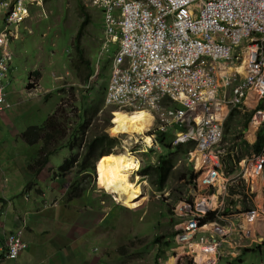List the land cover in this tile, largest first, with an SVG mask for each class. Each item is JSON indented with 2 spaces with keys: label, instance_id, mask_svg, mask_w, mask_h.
I'll list each match as a JSON object with an SVG mask.
<instances>
[{
  "label": "built area",
  "instance_id": "obj_1",
  "mask_svg": "<svg viewBox=\"0 0 264 264\" xmlns=\"http://www.w3.org/2000/svg\"><path fill=\"white\" fill-rule=\"evenodd\" d=\"M83 1L101 20L98 58L118 45L106 102L152 110L164 123L160 128L183 123L185 136L199 141L201 191L176 211L181 227L175 242L183 256L191 264H216L224 253L235 256L262 243L264 197L256 180L264 152L236 160L238 146L218 142L223 108L264 94V0ZM35 6L42 0H0V75L10 59L8 38L18 35ZM165 95L183 106L163 105ZM263 120L264 110H257L250 123ZM7 246L13 258L25 244L13 235Z\"/></svg>",
  "mask_w": 264,
  "mask_h": 264
},
{
  "label": "rangeland",
  "instance_id": "obj_2",
  "mask_svg": "<svg viewBox=\"0 0 264 264\" xmlns=\"http://www.w3.org/2000/svg\"><path fill=\"white\" fill-rule=\"evenodd\" d=\"M34 21L36 22L33 23ZM30 23H32L30 26L32 34H26L22 42L13 41L12 43V46H18H16L13 52L14 56L11 58L13 74L9 78L13 82L8 90L12 100L17 96V92H22L20 95L22 98L21 102L28 100L31 96L34 100L42 99L33 113H25L17 119L16 122L21 127V131L18 135L19 141L16 140L13 146V141L10 137L11 131L8 134H4V138L1 132L0 143L3 142V138L6 151H9V153L14 151L15 153L21 146L22 150L26 152L23 158L31 160L28 163L30 165L34 162H40V159L44 158L48 150L55 149L57 151L64 143L75 145L78 147V152H80L85 140L88 139L86 137L99 136L104 132L110 137H115L118 141L117 147L114 148L112 154L124 149H130V151L138 155L139 159L141 157L140 163H142L143 158L146 162L151 163V157L153 158L157 154L159 146L147 155L148 151H143L145 145L141 136L135 138L137 135H133L131 136L132 138H129L130 136L120 129L112 130L116 126L113 118L118 114L116 112L118 110L109 106V104L106 105L104 101V91L111 80V55L101 56L98 60L103 35L101 20L97 17V13L94 12L93 8L83 0H43L42 7L35 6L32 9L30 17L23 24V28L29 27ZM22 31L19 38H22L23 33H27L25 29ZM31 35L36 38L39 37L41 40L38 43L32 41L33 36ZM75 41H78V45L82 49V57H79L76 52ZM36 43L37 46L35 45ZM29 60L31 65L20 72L19 64H24ZM90 67L93 70L89 75ZM22 68L20 67L21 70ZM35 70L38 71V75L33 73ZM26 92L30 95L26 94ZM55 105L64 109L63 115H60L63 126L61 128L58 127L60 130L48 138L46 135L50 134L53 128L51 125H47L51 123H46V119L55 110ZM251 109L246 108L241 110V112L248 113V110ZM244 116H247V114ZM241 119L243 120L242 116ZM80 124H82L81 128H79ZM29 126L39 127L40 132H32L31 127L28 128ZM238 128L239 126H237ZM41 132L45 134L43 137H41ZM74 133L76 134L75 136ZM38 138L41 149H43L41 154H38L40 148L36 146ZM242 150V152L237 154L238 157L252 152L251 148L244 147ZM62 151L65 153L67 150L63 149ZM112 154L100 158L98 160L99 163L98 161L96 163L97 182L99 186H103L102 188H104L107 195L94 183L93 170L83 175L87 184L86 188L93 193V196L104 202L100 205L102 209L106 210L108 208L107 213H109V216L105 225L111 226L112 218L115 219L118 215L119 220L123 221L124 225L119 223L114 226L116 228V236L125 234L126 231L130 230L128 226L131 223L130 221H135L134 225L139 221L138 231L148 234L147 236L142 235L139 239L134 238L135 242L130 245L123 241L125 239H117L119 255L115 262L117 263L121 257L124 259L126 255L134 260V264H154V251L151 249L153 247L150 244L151 240L158 234L167 236L173 233L174 224L176 223L174 219H171V213L177 200H173L174 198L171 197V194L173 190L176 192L178 185L182 183V179H176L179 170L174 167L175 178L163 190L155 188L141 175L138 174L136 177L133 175L129 180L138 181L137 184H140L141 195L139 194L126 202L128 203V206H126L123 205L124 203L121 204L111 190L103 169L106 159ZM75 158L76 155L73 159ZM8 163L13 169L20 172L23 181L28 182L30 178L29 168L26 169L25 165L19 162L8 161ZM40 165L37 163L32 168V171ZM99 171H101V177ZM41 173L44 174V171L41 170ZM116 211L118 213L113 216L112 213ZM76 227L77 231H81L79 226ZM73 234L76 235L75 232ZM127 234L129 238L132 237L130 233L127 232ZM146 242H148V247L150 248L148 260L142 255L144 254L143 250L138 251L139 247ZM166 255H172V252L167 251ZM137 257L139 260L135 263ZM172 261L173 258L167 260L168 263ZM226 261V259H221L219 264H226ZM229 264H264V247L261 250L242 251L239 259L231 261Z\"/></svg>",
  "mask_w": 264,
  "mask_h": 264
},
{
  "label": "crops",
  "instance_id": "obj_3",
  "mask_svg": "<svg viewBox=\"0 0 264 264\" xmlns=\"http://www.w3.org/2000/svg\"><path fill=\"white\" fill-rule=\"evenodd\" d=\"M30 65L29 63L28 67ZM27 92L26 94H29ZM16 94L12 108L0 113V137L1 132L4 138V134L11 131L12 146L16 140L19 141L18 135L21 131L17 119L25 113H33L42 99L34 100L31 96L21 102L22 92ZM241 110L232 109L226 114L232 127L235 116L237 126L243 128ZM3 138V142L0 143V245L3 244L8 232L17 228L19 221L24 218L23 238L28 243V247L14 261L4 260L0 249V264H134V260L126 255L124 259L121 257L117 263L115 262L119 255L117 239L122 238L125 239L123 241L128 242L136 237L141 238L142 235L147 236V233L138 231L139 221L134 225L135 221L129 220L130 230L116 236L115 231H110L116 229L113 225H102L106 223L105 215H109L108 208L102 209L98 202H87L85 207V198H76L67 202L64 195L67 188L66 175L57 172V167L65 156L73 153L71 150L66 149L65 153L62 151L51 155L49 161L35 172L37 168L32 171L35 165H28L31 160L23 158L26 152L22 147L20 146L15 153L14 151L9 153L6 151ZM36 143V146L40 145L39 140ZM8 161L23 163L26 169H30L28 182L23 181L20 172L13 169ZM118 223L124 225L122 220ZM76 226H79L81 231H77ZM127 232L132 235L131 238L128 237ZM142 255L148 260V251ZM238 259L239 257L226 259L225 263L229 264ZM138 260L137 257L135 263Z\"/></svg>",
  "mask_w": 264,
  "mask_h": 264
},
{
  "label": "clouds",
  "instance_id": "obj_4",
  "mask_svg": "<svg viewBox=\"0 0 264 264\" xmlns=\"http://www.w3.org/2000/svg\"><path fill=\"white\" fill-rule=\"evenodd\" d=\"M42 6H43V0H42ZM93 10H94V12H96L94 8H93ZM88 20H89V16H88ZM24 29L27 31V33L26 32L23 33L22 38H19V35L23 32L22 30H24ZM26 34L30 35L32 33L28 32V30L26 28H21V30L19 29L18 35L16 37L15 36L13 37V35H10V37L8 38V41L6 43V51L10 55V59L7 61V64H8L7 65V71L4 73V75H0V86H2V92H3V103H2V106L0 108V113L7 112L8 110L11 109V107L14 104L13 100L10 98L8 89L10 88V85H12V82H13L12 79L9 78V76L11 74H13V62L11 61V58L14 56L13 52L15 51L16 46H18V45L12 46V43H13V41L22 42L24 40L23 37ZM31 36H33L32 40H34L36 42L41 40V39H39V37L36 38L34 35H31ZM101 43H102V41H101ZM117 49H118V45L113 44V46L110 45L109 51L104 53V55H107V54L111 55V61H110L111 62L110 63V72L111 73H112V59H113V56L116 53ZM99 59H100V57L98 58V60ZM29 63H30V60L24 64H19V71L25 70V68L28 67ZM20 67H23L22 70L20 69ZM35 72H37L36 73L37 75L39 74L37 70L33 71V73H35ZM107 86L108 85H106V88L104 91V101H105L106 105L109 104V106L114 107L116 110H120V111H124V112H133V111H137V110H144L145 112H147L151 116V124L147 128V130H145V132L142 135H137L135 137V138H137L138 136H141V138L144 140V136L146 135L150 138V140H151L150 143H147L145 140H144L145 142L143 141V143L145 145V149L143 150L144 152L153 151V149H155V148H157V146H159V144L156 140V133L157 132H166L170 129H173V134L170 137L171 145L184 144V143H188V142H191L193 144V146L190 149H188L183 154V156H180L177 158L176 162L172 166L171 174H170V177L167 181V184H168L170 181H172L175 178V168L174 167H176L179 170V173L176 176V179L177 180L182 179V183H180L178 185L179 187L175 190L176 192H174V190H173V193L171 194V197H173V198L177 196L175 199H173V200H177V202L174 205V208H173L172 213H171V219L172 220L174 219L176 222L174 224L173 233L169 234V235H172V237H171L172 246L169 247L167 250L169 252H172V255H166V252H167L166 251L165 257L164 258H158L157 261H155V263H154V264H158V263L165 264V263H168L167 262L168 259L173 258V261L171 263H168V264H184L185 262H186V264H191L190 261L183 256L182 251L177 247L176 242H175V236L178 232H180V227H181L180 218L177 216L176 211H177V204H179V202L189 201L190 199L192 200L194 197V195H192V194L193 193L197 194V193H199V191H201V185H200L201 166H199V164L196 161L200 155L199 146H198L199 141L196 140L195 138L185 136V134L187 133V126H185L183 123L173 122L172 124H168V125L164 126L163 129L160 128L162 126V124H164V123L157 117L156 113L152 110L150 111V110H147L144 108H130L128 106H123V105H119L117 103H112V102L107 103L106 99H105ZM179 100H180V98L179 99H172L169 95H165L162 97L161 103L167 107L180 108L183 106V104ZM251 100H254V102L251 103ZM256 100L257 99H255V97L252 94H249V97L246 100L247 101L246 104L241 105V106H236V107L223 108L222 119H221V137H220L218 144L224 145L226 143H229V147H231V148L238 146L239 152H242L243 151L242 149L244 147L251 148L252 149L251 153L259 152L261 150L264 152V142L262 143V145H261L262 147L259 150L254 149V142L258 138V133L264 132V120L257 127L252 126V124L250 123L252 115L257 110H264V94L262 95V97L257 102H256ZM260 103H263V106L260 107L259 106ZM57 107L58 106L56 105L55 109ZM246 108L251 109V110H248L249 111L248 113L251 112V115H250V118L247 122V126L246 127L243 126V128L237 129L236 127L238 124L235 122L234 127H232L231 121L229 119H227L226 114L232 109H242L243 110ZM62 110L64 111V109H62ZM243 114H245V112ZM192 123H193V121H192ZM30 127L33 128L34 126H29L28 128H30ZM43 136L44 135L41 134V137H43ZM195 137L197 138V136H195ZM39 138H38V140H39ZM249 139H252V140L250 141ZM117 144H118V141L112 147L111 151L107 154L113 153L114 148L117 147ZM38 147L40 148V150H38V154H41V152H42L41 145H39ZM226 148H227V146H226ZM63 149L71 150V152H73L71 155L65 156L63 158L61 164L57 167V172L66 175L65 177H66L67 188L65 190L64 195L67 198V202L72 200V199H76V198H85L86 199V203L84 204L85 207H87V204H88L87 202H98L100 205L102 203H104L103 201H100V199L97 198L96 196H93V193L89 192L90 190H87V188H86L87 184L85 183V178L83 176L85 173H90V171L93 170L92 174L94 175V183L97 185V187H99L105 193L104 189L101 186H99L97 179H96V163L102 155L99 156L97 159H95L93 162L92 168L89 171H86V170L81 168V162H82L81 152H82L83 147L81 148V151L78 152V147H76L75 145H70V146L66 145L65 147L59 148L57 151L53 150V152H51L47 156L46 161L34 162L33 165H35V166L37 163L41 164L39 167H37V171H38V168L40 169L42 167V165L46 164L49 161V157L51 155L58 153V152H62ZM123 151L126 152L127 154L131 155L134 158V160H136L138 163L137 168L134 169L129 176V179H131L133 175H134V177H136L139 174V170H140V166H141V163H140L141 157L139 159L138 155L136 153L130 151V149H124ZM123 151H118L117 153L123 152ZM157 151H158L157 154L153 158L151 157L152 162H154L156 160L157 156L161 153L160 146L157 148ZM251 153H249L248 155H250ZM75 155H76V158L73 159ZM248 155H245L242 157L236 156V160H241ZM229 157L230 156L228 154L226 156L225 160H226V162H228L229 165H231V159ZM37 158H38V156H37ZM64 164H66V165H64ZM61 166H63L66 169L61 170L60 169ZM182 168H189V177H187V176L180 177L179 176V174L182 171ZM228 169L231 171L233 168H232V166H230V168H228ZM141 177L145 178L148 181V178H146L145 176H141ZM134 182H138V181L135 180ZM167 184H166V186H167ZM256 185H257V188L259 190H261L262 197H264V166H263V171H262L261 176L258 177V179L256 180ZM166 186L163 189H165ZM163 189H161V190H163ZM179 189H180V191H179ZM120 209H122V208H120ZM117 213H118V211L112 213V215L115 216ZM104 214H105V212H104ZM108 216H109L108 214L105 215L106 221L108 219ZM119 221H120L119 215L115 219L112 218L111 226L112 225L116 226V224L118 225ZM102 225H105V224H102ZM24 226H25V221H24V219H21L18 223V227L15 228L14 230L8 232V234L4 237L3 244L0 245V249L2 251L1 257L4 260H9V261L16 260L18 255L28 247V243L23 238ZM172 229H173V223H172ZM111 230L115 231L116 229H110V231ZM13 235L18 236L22 240V242L25 244V246L17 252L15 257L12 258V257L8 256L7 242L9 240V238ZM126 244L130 245L131 241L126 242ZM263 247H264V241L260 244H257V245L253 244V245L248 246L246 248L240 249L239 252L237 253V255H235V256H230V255H227L224 253L223 255H220L216 264H219V261L221 259L237 258L240 256L242 251L254 250V249H260L261 250V249H263ZM117 249H118V246H117ZM139 249L142 250L140 247H139ZM154 249L155 248H153L152 250L154 251ZM143 252H145V251H143ZM148 252H149V250H148ZM14 264H16V263H14Z\"/></svg>",
  "mask_w": 264,
  "mask_h": 264
},
{
  "label": "trees",
  "instance_id": "obj_5",
  "mask_svg": "<svg viewBox=\"0 0 264 264\" xmlns=\"http://www.w3.org/2000/svg\"><path fill=\"white\" fill-rule=\"evenodd\" d=\"M74 46H75L78 56L82 57L83 53H82V49L78 45V41L77 42L75 41ZM90 68L91 69H90L89 75L91 74L93 70L92 67ZM259 106L260 107L263 106V103H260ZM246 114L247 116H244ZM60 115H63V110H62V107L58 106L55 109V111L46 119V123H51L47 125H51L53 128L51 133L46 135L48 136V138L52 137V135H54L55 132L57 133L60 130V128L63 126V121L60 120ZM250 115H251V112L241 115L243 117L241 124L244 127H246L247 122L250 118ZM234 119H235V122L237 123L235 116H234ZM81 127H82V124L79 125V128ZM31 131L38 133L40 132V128L37 126H34L33 128H31ZM41 133L42 135H45L44 132H41ZM172 134H173V129H170L166 132L156 133V140L161 148V153L157 156L156 160L152 163L146 162L145 159L143 158V161L141 163L140 170H139V174L141 176H145L146 178H148V181L150 182V184L160 190L166 186L167 181L171 174L172 166L176 162L177 158L180 156H183V154L193 146L191 142L184 143V144L171 145L170 137ZM75 135L76 134L74 133V136ZM86 138L88 139L85 140L83 149L81 152V156H82L81 168L86 171H89L92 168V165L95 159H97L101 155L103 157H106L108 155L107 153H109L112 147L117 143V139L115 137H110L108 134L104 132L99 136L92 135ZM263 142H264V132H260L258 133V138L254 142V149L259 150L262 147L261 145ZM66 145L70 146L72 144L64 143L61 147H65ZM53 150L55 149L48 150L44 158L40 159V162L46 161L47 156ZM147 153H148L147 155H149V152ZM102 156L100 158H103ZM63 166L60 167L61 170L66 169ZM179 176L189 177V168H182V171L179 174ZM176 197H174V199ZM171 237L172 235L162 236L161 234H158V235H155L154 238L151 240L150 244L153 245L151 249H153L156 246V248L154 249V253H153L155 261H157L158 258L165 257V252L168 250L169 247L172 246ZM136 238L139 239V237H136ZM134 242H135V239L131 241V244ZM140 248L143 251L150 250V248L148 247V242H146L145 244H142Z\"/></svg>",
  "mask_w": 264,
  "mask_h": 264
},
{
  "label": "bare ground",
  "instance_id": "obj_6",
  "mask_svg": "<svg viewBox=\"0 0 264 264\" xmlns=\"http://www.w3.org/2000/svg\"><path fill=\"white\" fill-rule=\"evenodd\" d=\"M239 69L241 70L242 68ZM252 102H254V100H251V103ZM116 112H118V114L113 118L116 126H114L112 130L120 129L122 132L127 133L130 136L129 138H132L131 136L133 135H142L151 124V116L144 110H137L131 113L120 110ZM144 140L147 143L151 142L150 138L146 135L144 136ZM137 166V161L134 160L131 155L123 151L109 155L103 167L106 180L109 182L111 190L121 204L124 203L123 205L126 206H128L126 202L137 197L139 194L141 195L140 187L137 182L129 180L130 174ZM100 172L101 171H99L101 177Z\"/></svg>",
  "mask_w": 264,
  "mask_h": 264
}]
</instances>
